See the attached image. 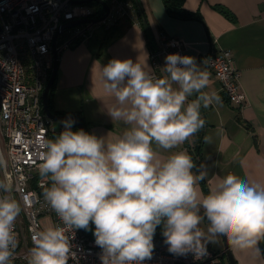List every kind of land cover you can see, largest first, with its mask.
<instances>
[{
	"label": "clouds",
	"instance_id": "obj_1",
	"mask_svg": "<svg viewBox=\"0 0 264 264\" xmlns=\"http://www.w3.org/2000/svg\"><path fill=\"white\" fill-rule=\"evenodd\" d=\"M163 71L167 78L146 72L130 59L110 60L99 67L105 90L120 105L109 115L130 127L106 141L83 130L71 131L74 122L66 120L55 139L43 142L38 172L50 186L42 194L63 226H49L32 236L27 264L75 259L66 231L88 230L90 223L102 249L101 264L151 259L157 227L173 254L205 255L206 243L223 236L237 250L264 256L258 247L264 239V187L229 173L217 176L205 194L196 187L204 173H193L195 165L186 151L160 159L154 150L153 144L165 150L183 144L204 127L201 106L221 103L218 95L202 91L209 74L194 57L168 55ZM193 94L198 95L189 102ZM204 139L208 142L209 137ZM10 192L0 182V264H11L17 246L14 225L21 209ZM204 219L206 233L200 228Z\"/></svg>",
	"mask_w": 264,
	"mask_h": 264
},
{
	"label": "crops",
	"instance_id": "obj_2",
	"mask_svg": "<svg viewBox=\"0 0 264 264\" xmlns=\"http://www.w3.org/2000/svg\"><path fill=\"white\" fill-rule=\"evenodd\" d=\"M162 2L138 0L145 25L134 26L121 20L109 31L93 27L86 42L74 44L57 55L56 77L50 92L53 109L62 115L80 114L88 125L89 134L97 138L109 141L122 134L130 125L110 117L112 108L120 105L105 90L99 67L113 59H130L151 73L150 46L153 47L160 34L174 37L181 43L182 55L194 57L197 65L209 74V84L202 91L218 95L221 103L214 101L207 108L201 106L204 127L183 144L168 150L153 144L154 150L160 159L180 151L189 154L196 135H200L199 172L204 173V179L196 185L200 191L207 194L217 176L222 178L229 173L264 187V0H183L182 9L194 16L191 19L167 15ZM221 50L232 54L233 66L239 74L238 85L245 96L241 108L228 104L220 83L203 62ZM161 64L159 78H167L163 71L165 60ZM172 87L178 86L173 83ZM197 95L193 94L188 101L196 99ZM50 130L48 139H55L64 125L53 122ZM70 130L77 129L72 126ZM206 136L208 142H205ZM192 171L199 174L194 168ZM44 221L48 223L49 219ZM202 225L206 233L208 221L204 219ZM222 244L221 236H217L215 243L206 245L218 253L223 252ZM230 247L237 264H264V256L257 257L253 250ZM225 261L224 258L222 264Z\"/></svg>",
	"mask_w": 264,
	"mask_h": 264
},
{
	"label": "built area",
	"instance_id": "obj_3",
	"mask_svg": "<svg viewBox=\"0 0 264 264\" xmlns=\"http://www.w3.org/2000/svg\"><path fill=\"white\" fill-rule=\"evenodd\" d=\"M76 0H0V182L9 185L10 195L21 209L14 232L17 246L11 264H27L32 236L49 226H63L45 201L43 190L49 180L39 175L40 153L48 139L53 122L43 113L41 97L52 67L51 43L59 27L67 22L96 18V9L75 5ZM107 16L98 24L105 31L121 20L140 25V16L133 0H103ZM94 26L81 25L64 30L56 41L57 54L74 44L86 42ZM181 43L164 34L149 48L153 74L159 78L162 60L171 54L182 55ZM227 50L205 58L206 69L220 83L228 104L241 108L245 96L239 87V74ZM75 259L67 264H101L100 249L95 239L79 229L66 231ZM207 244V243H206ZM206 246V254L183 255L168 251V245L154 246L152 257L143 264H222L224 255Z\"/></svg>",
	"mask_w": 264,
	"mask_h": 264
},
{
	"label": "water",
	"instance_id": "obj_4",
	"mask_svg": "<svg viewBox=\"0 0 264 264\" xmlns=\"http://www.w3.org/2000/svg\"><path fill=\"white\" fill-rule=\"evenodd\" d=\"M135 4H137L138 10L140 12V16H142L143 21H146L145 16L141 7L138 4V0H134ZM72 5H88L90 3H95L97 5H100L103 10L104 13L102 16L98 17V18H88V19H78V20H73L70 22H67L63 25H61L58 29V31H56V34L54 36V39L52 41V45H51V50H52V69L50 72V76L49 79L47 80V83L45 85V88L43 90L42 93V97H41V102H42V109H43V113L44 115L51 120L52 122H63L66 120H71L73 121V126L75 127V129L77 130H83L84 132L85 129L83 128L82 124L80 123V121L78 120V118L73 117L72 115H52V113L49 110L48 107V92H50V90L52 89L53 83H54V79L56 77V71H57V61H58V54L56 51V41L59 35H61L62 33H64V30H68V29H74L75 27L81 26V25H88V26H95L98 25L104 18L105 16H107L108 13V6L106 5L105 1L103 0H76V1H71ZM201 216H203V212L200 213ZM206 220V219H205ZM222 242H223V257L225 258L227 264H237L236 261L234 260V257H232V252H231V247L230 245H228V242L225 240V238L223 236H221ZM153 244L154 246H158V245H165V240L162 241H158L153 239ZM261 249V248H260ZM261 252L263 253L262 249Z\"/></svg>",
	"mask_w": 264,
	"mask_h": 264
},
{
	"label": "trees",
	"instance_id": "obj_5",
	"mask_svg": "<svg viewBox=\"0 0 264 264\" xmlns=\"http://www.w3.org/2000/svg\"><path fill=\"white\" fill-rule=\"evenodd\" d=\"M162 1H163L162 3L164 4L165 10L167 12V15H169L171 17H174V18H179V19H191V18H194V16L192 14H189L188 12H186L185 10L182 9L183 0H162ZM134 2H133V4H135ZM88 5L94 6V8L96 9L95 15L93 17L98 18V17L103 15L104 10H103V8L100 5H97L95 3H90ZM135 7H136V11L139 14L138 16H140L141 14H140V12L138 10L137 4H135ZM144 22L145 21H143L142 16H140V25H145ZM52 88H53V86H52ZM50 92H52V89L50 90ZM50 92H48L49 94H48V104H47L48 107H49L50 112L52 113V115H62V114L56 112L53 109V105H52V101H51V93ZM70 115H72L73 117L78 118V120L82 124L83 128L85 129L86 133L89 134V128H87L88 125L85 123V121L82 118V116H80V114H77V113H73V114H70ZM196 136L197 137H196L195 145H194V147H192L193 149H192V151L189 152V154L192 157L193 163L195 165L194 169L197 172H199L198 155L200 154V148L199 147H201L202 139H201L200 135H199L200 137L198 135H196ZM48 186H50V183L48 184ZM153 239L158 240V241L165 240V238L162 236V228L161 227H157ZM260 244H261L260 248L262 249V251L264 253V239L261 240Z\"/></svg>",
	"mask_w": 264,
	"mask_h": 264
},
{
	"label": "rangeland",
	"instance_id": "obj_6",
	"mask_svg": "<svg viewBox=\"0 0 264 264\" xmlns=\"http://www.w3.org/2000/svg\"><path fill=\"white\" fill-rule=\"evenodd\" d=\"M88 7H89V9H93L94 8V6H90V5H87ZM94 27H101V26H99V25H95ZM100 30H102L103 28L101 27V28H99ZM59 122H54V124L56 125V124H58ZM203 220H202V222H201V224H200V228L201 227H203ZM43 226L46 228V227H49V223H47V222H45V221H43ZM94 229H95V226L93 225V224H89V228H88V230H85V229H83L84 231H85V233L87 234V235H89L90 236V238H95L94 236H93V231H94ZM202 229V228H201ZM218 251V250H217ZM220 252V251H219ZM225 264H227V262L225 261Z\"/></svg>",
	"mask_w": 264,
	"mask_h": 264
}]
</instances>
